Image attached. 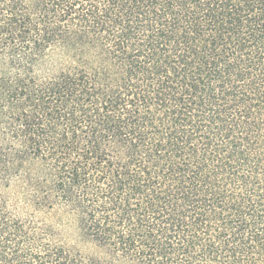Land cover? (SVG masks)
I'll use <instances>...</instances> for the list:
<instances>
[{
    "label": "trees",
    "instance_id": "trees-1",
    "mask_svg": "<svg viewBox=\"0 0 264 264\" xmlns=\"http://www.w3.org/2000/svg\"><path fill=\"white\" fill-rule=\"evenodd\" d=\"M0 264H264V0H0Z\"/></svg>",
    "mask_w": 264,
    "mask_h": 264
}]
</instances>
